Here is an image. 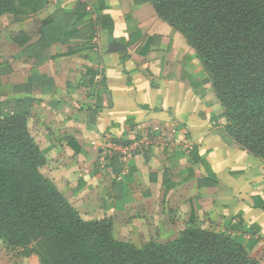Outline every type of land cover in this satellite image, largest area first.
I'll return each mask as SVG.
<instances>
[{"label": "crops", "instance_id": "crops-1", "mask_svg": "<svg viewBox=\"0 0 264 264\" xmlns=\"http://www.w3.org/2000/svg\"><path fill=\"white\" fill-rule=\"evenodd\" d=\"M78 1L84 0H58L57 5L72 11ZM105 3L111 29L94 23L89 40L67 38L68 32L65 43L50 46L56 59L41 65L20 54L40 40L42 10L21 21L9 14L0 17V24L8 26L7 39L0 37V56L11 67V73L1 77L0 90L8 93L0 92V102L21 96L13 88L31 83L33 73L53 82L50 90L39 83L37 92H31L39 102L30 109L27 129L45 158L39 172L82 220L110 219L118 241L142 246L118 236L119 228H135L151 234L146 243H165L189 226L193 213L191 225L201 230L223 233L226 223L237 222L252 227L244 246L264 264L263 161L228 141L211 84H201L198 90L191 86V80L201 82L207 75L179 31L159 19L150 3ZM19 33L25 36L22 46L14 39ZM147 38H152L148 45ZM72 48L76 50L69 54ZM87 69L97 72L92 82L85 78ZM65 130L71 132L63 134ZM144 132L163 136L166 145L156 142L120 159V171L113 173L105 156L111 140L128 141ZM66 137H73L78 153ZM164 172L181 183L163 204ZM114 184L123 189L113 193ZM0 264L39 261L30 255L11 262L1 245Z\"/></svg>", "mask_w": 264, "mask_h": 264}, {"label": "trees", "instance_id": "trees-1", "mask_svg": "<svg viewBox=\"0 0 264 264\" xmlns=\"http://www.w3.org/2000/svg\"><path fill=\"white\" fill-rule=\"evenodd\" d=\"M133 1L150 3L158 18L179 31L200 54L209 76L201 82L191 80V86L198 90L201 84L212 83L224 109L228 141L264 163V0ZM34 2L31 13L42 10L45 15L41 38L20 55L35 59L37 65L56 59L50 46L65 43L63 35L68 32L72 33L67 38L89 40L94 36V23L101 29L112 28V20L105 14L109 11L105 0L78 1L72 11L48 4L47 0H0V17L9 14L21 21L26 16L20 15L18 9H26ZM22 35L14 38L20 46L25 43ZM151 40L147 38L146 44ZM75 50L70 49L69 54ZM10 73L9 63L0 60V79ZM96 74L87 69L85 78L92 82ZM39 83L48 90L53 84L33 73L31 83L14 87L22 92L21 96L0 102L1 241L21 248L24 257L37 256L39 264H262L250 257L244 246V237L252 234L253 228L240 222L226 223L223 233H214L193 227L192 213L191 226L177 238L136 247L114 238L110 219L82 220L55 185L39 172L45 158L27 129L30 109L39 102L31 92H37L35 85ZM65 141L75 153L80 151L73 137ZM193 154L194 149L191 157ZM107 160L113 173H119L118 155ZM162 183L164 204L168 192L181 181L164 172ZM122 189V184L113 185V193Z\"/></svg>", "mask_w": 264, "mask_h": 264}, {"label": "rangeland", "instance_id": "rangeland-1", "mask_svg": "<svg viewBox=\"0 0 264 264\" xmlns=\"http://www.w3.org/2000/svg\"><path fill=\"white\" fill-rule=\"evenodd\" d=\"M35 7V2L33 3V5H31L30 7H28V8H26V9H18L20 12H21V14L20 15H22V16H26L25 18H27L28 16L27 15H29L30 13H31V11H32V9ZM6 24V22L4 23H1L0 24V37H1V39H2V41L4 42L5 41V39H7V36L5 35V28H8V26H7V24ZM1 41V42H2ZM196 58H197V60H198V62H199V64L203 67V70H204V72H207L206 71V68H205V64H204V62H203V60H202V57L200 56V54L198 53V52H196ZM0 60H2V61H5V62H7V63H9L8 61H6V60H4V58H3V56H0ZM13 60H15V58H13ZM10 65V64H9ZM206 75H208L209 76V74L208 73H206ZM1 80V79H0ZM210 84H212L211 82H209ZM211 88H212V85H211ZM212 90H213V88H212ZM14 91H16L17 93H18V90L17 89H14L13 88V92ZM0 92L1 93H4V94H7L8 92L7 91H5V89H1L0 90ZM213 92H214V90H213ZM214 97H215V99L217 100V103H218V105L220 106V108H221V110H222V113H224V109H223V107H222V104L219 102V100L217 99V97L215 96V92H214ZM227 130H228V128H227ZM189 226H190V224H189ZM189 226H187V227H189ZM186 227V228H187ZM185 229V228H184ZM183 229V230H184ZM204 231H206V230H204ZM119 234H118V236H120V237H123V238H125V239H129V240H132V241H135V244H137V245H142L143 246V244H144V242L145 241H147L148 240V235L149 236H151V234H146L145 232L146 231H135V228H134V230L133 229H131L130 231H128V232H125V231H122V229L121 228H119V230L117 231ZM210 232V231H209ZM164 236V235H163ZM152 237V236H151ZM165 237V236H164ZM166 237H167V235H166ZM175 239V238H174ZM173 240V239H172ZM0 242H1V244H0V246L2 245L3 246V249H6L7 251H9V258H10V260H11V262H14L15 260H17V259H19V258H21V257H24L23 255H21V254H23V251H22V249L21 248H12V247H10V246H8V245H6V243L5 242H3V241H1L0 240ZM146 243V242H145ZM147 243H149V242H147ZM138 247H141V246H138ZM30 248V247H29ZM28 248V249H29Z\"/></svg>", "mask_w": 264, "mask_h": 264}, {"label": "built area", "instance_id": "built-area-1", "mask_svg": "<svg viewBox=\"0 0 264 264\" xmlns=\"http://www.w3.org/2000/svg\"><path fill=\"white\" fill-rule=\"evenodd\" d=\"M48 4L56 5L58 0H47ZM129 143H115L111 140L110 147L106 148V157L110 158L112 155L117 154L120 159H124L128 156H133L136 153H142L148 146L154 145L156 142H162L166 145V140L163 136H155L152 133L144 132L139 136H134L128 140Z\"/></svg>", "mask_w": 264, "mask_h": 264}]
</instances>
